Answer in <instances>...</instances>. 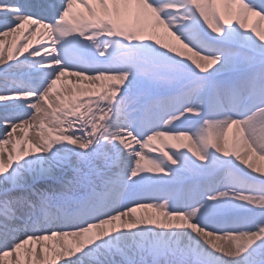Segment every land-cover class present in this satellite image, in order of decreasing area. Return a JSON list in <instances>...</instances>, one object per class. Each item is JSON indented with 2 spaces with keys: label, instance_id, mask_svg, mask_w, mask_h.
Segmentation results:
<instances>
[{
  "label": "snow or ice",
  "instance_id": "6c2138e0",
  "mask_svg": "<svg viewBox=\"0 0 264 264\" xmlns=\"http://www.w3.org/2000/svg\"><path fill=\"white\" fill-rule=\"evenodd\" d=\"M262 24L264 0H0V264H264Z\"/></svg>",
  "mask_w": 264,
  "mask_h": 264
},
{
  "label": "bare ground",
  "instance_id": "6f19581e",
  "mask_svg": "<svg viewBox=\"0 0 264 264\" xmlns=\"http://www.w3.org/2000/svg\"><path fill=\"white\" fill-rule=\"evenodd\" d=\"M262 27H264V24H262ZM159 38L162 39V40H164V41H168V39H169L167 36H164V35H161ZM8 41H9V46L11 47V45H12V38L9 37L8 38ZM6 55H7V53H6ZM140 211L153 212L154 210L148 209V210H140Z\"/></svg>",
  "mask_w": 264,
  "mask_h": 264
}]
</instances>
